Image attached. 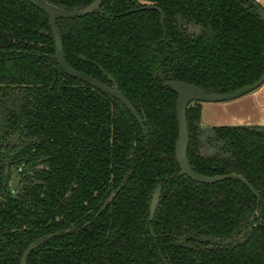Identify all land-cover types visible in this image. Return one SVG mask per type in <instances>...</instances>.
<instances>
[{
    "label": "trees",
    "instance_id": "1",
    "mask_svg": "<svg viewBox=\"0 0 264 264\" xmlns=\"http://www.w3.org/2000/svg\"><path fill=\"white\" fill-rule=\"evenodd\" d=\"M46 1L72 9L93 0ZM56 24L67 64L116 85L142 123L60 69L43 11L0 0V264H20L30 242L53 233L27 264H264V229L254 226L264 224V125L202 127L201 102L190 103L192 169L240 175L256 195L234 179L179 176L177 95L166 86L224 94L260 77L264 22L250 0H102ZM14 132L23 138L15 158L28 167L16 194L4 183Z\"/></svg>",
    "mask_w": 264,
    "mask_h": 264
},
{
    "label": "water",
    "instance_id": "2",
    "mask_svg": "<svg viewBox=\"0 0 264 264\" xmlns=\"http://www.w3.org/2000/svg\"><path fill=\"white\" fill-rule=\"evenodd\" d=\"M27 1L33 4L34 6H36L38 9L43 11L48 16L49 27L53 35V38H54V46H55L54 59L57 62L60 69L63 72H65L67 75H69L70 77H73L79 81L89 84L92 87L107 94L108 96L118 100L123 106H125L130 111V113L133 115L135 120L139 124H141L142 123L141 119L136 113L135 109L129 103V101L124 97V95L122 94V92L119 90V88L116 85H113L112 87H110L81 71L71 68L67 64L64 58L60 33H59V29L56 24L57 19L82 17L85 15L91 14L95 11H99L102 0H93L91 3H89L88 5L84 7L72 8V9L60 8L58 6L48 3L46 0H27ZM250 4L254 7L255 13L264 22V9L259 4H257L255 1L250 0ZM142 8H155V6L146 5ZM160 25L163 28V15L162 14L160 15ZM164 37H165V30H164ZM263 83H264V71L260 75V77L253 83L249 85H245L237 90H234L229 93H224V94L206 92L202 88L194 84L186 83L183 81L170 80L166 82V86L177 94L176 120L178 124V138L175 144V158H176V161L180 169L178 173L179 176H187L194 181H197L199 183H207V184H211V183L225 180V179H234V180H238L241 183H243L247 188H249L250 191H252L254 195H256V193L253 191V189L248 184V182L240 175H237L234 173H228V174H223V175L205 176V175H201L197 173L196 171L192 169L187 159V147H188V142H189V134H188L187 119H186V110H187L188 105L193 102H201V103L203 102H225V101H230V100L239 98L257 89ZM202 126H205V124L202 123ZM161 188H162V183L159 182L157 183L156 187L153 190L150 204H149L148 221L152 220L154 213L156 211V208L158 206V203L160 200ZM110 199L111 197H109L106 200L102 208H104L108 204ZM254 226L264 229V224H261V223H256ZM147 228L150 231V233L153 235V232L148 225H147ZM56 234L58 233L42 235L38 237L37 239L33 240L32 242H30L27 248L23 251L21 255L20 264H27V258L29 254L34 249L44 244L47 240H49Z\"/></svg>",
    "mask_w": 264,
    "mask_h": 264
},
{
    "label": "crops",
    "instance_id": "3",
    "mask_svg": "<svg viewBox=\"0 0 264 264\" xmlns=\"http://www.w3.org/2000/svg\"><path fill=\"white\" fill-rule=\"evenodd\" d=\"M264 8V0L256 2ZM201 120L213 125H264V83L257 89L230 101L203 102Z\"/></svg>",
    "mask_w": 264,
    "mask_h": 264
},
{
    "label": "flooded vegetation",
    "instance_id": "4",
    "mask_svg": "<svg viewBox=\"0 0 264 264\" xmlns=\"http://www.w3.org/2000/svg\"><path fill=\"white\" fill-rule=\"evenodd\" d=\"M202 123H201V126H202ZM202 127H206V125ZM22 141H23V138L21 137L19 132L11 133L7 139V143L9 144L10 148L4 149L5 156L7 157L5 159L4 183H5V186L7 187V191L12 194H16L18 192L23 179L25 178V176H27L28 167L26 166V160L25 159L20 160V159L15 158L16 156H19L21 154L20 145ZM40 167L41 165L39 164L36 166V168H40ZM46 235H49V234H46ZM198 246L204 249L213 247L212 244L206 245V246H201L198 244Z\"/></svg>",
    "mask_w": 264,
    "mask_h": 264
},
{
    "label": "rangeland",
    "instance_id": "5",
    "mask_svg": "<svg viewBox=\"0 0 264 264\" xmlns=\"http://www.w3.org/2000/svg\"><path fill=\"white\" fill-rule=\"evenodd\" d=\"M206 132V131H205ZM214 150L213 148L208 147L207 145L204 146L203 152L206 153H212Z\"/></svg>",
    "mask_w": 264,
    "mask_h": 264
},
{
    "label": "built area",
    "instance_id": "6",
    "mask_svg": "<svg viewBox=\"0 0 264 264\" xmlns=\"http://www.w3.org/2000/svg\"><path fill=\"white\" fill-rule=\"evenodd\" d=\"M255 2H257V0H254Z\"/></svg>",
    "mask_w": 264,
    "mask_h": 264
}]
</instances>
